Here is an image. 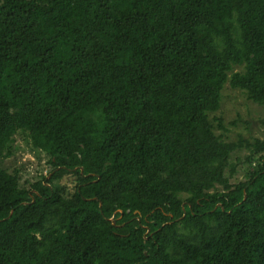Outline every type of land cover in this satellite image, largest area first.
<instances>
[{
  "label": "trees",
  "instance_id": "trees-1",
  "mask_svg": "<svg viewBox=\"0 0 264 264\" xmlns=\"http://www.w3.org/2000/svg\"><path fill=\"white\" fill-rule=\"evenodd\" d=\"M227 84L264 105V0H0V264H264V138L216 133Z\"/></svg>",
  "mask_w": 264,
  "mask_h": 264
},
{
  "label": "rangeland",
  "instance_id": "rangeland-1",
  "mask_svg": "<svg viewBox=\"0 0 264 264\" xmlns=\"http://www.w3.org/2000/svg\"><path fill=\"white\" fill-rule=\"evenodd\" d=\"M236 70H240V68L236 67ZM211 118H222L225 131L220 130L218 122L214 121L215 131L219 135L223 133L228 141H238L240 138L254 141L264 138V105H258L248 100L241 90L233 89L230 84H227L223 91L220 110L212 114ZM13 152L11 157L4 160L3 167L10 173L19 169L23 186L28 187L41 175L49 172L45 156L32 150L24 136L20 134L16 136ZM246 153L243 150L237 156L243 158ZM244 173L245 166L241 164L239 173L233 182L243 181ZM65 180L62 181L63 184ZM69 189L72 191V186H69Z\"/></svg>",
  "mask_w": 264,
  "mask_h": 264
},
{
  "label": "water",
  "instance_id": "water-1",
  "mask_svg": "<svg viewBox=\"0 0 264 264\" xmlns=\"http://www.w3.org/2000/svg\"><path fill=\"white\" fill-rule=\"evenodd\" d=\"M82 171H83V170H82ZM244 200H246V196H245ZM112 222H113V224H115V221L112 220Z\"/></svg>",
  "mask_w": 264,
  "mask_h": 264
}]
</instances>
